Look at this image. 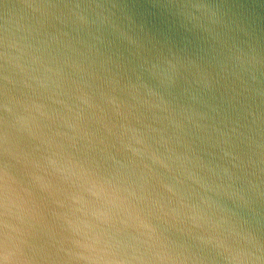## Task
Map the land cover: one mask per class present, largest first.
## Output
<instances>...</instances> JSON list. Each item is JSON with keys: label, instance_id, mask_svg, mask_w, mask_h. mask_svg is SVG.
I'll return each mask as SVG.
<instances>
[{"label": "clouds", "instance_id": "1", "mask_svg": "<svg viewBox=\"0 0 264 264\" xmlns=\"http://www.w3.org/2000/svg\"><path fill=\"white\" fill-rule=\"evenodd\" d=\"M34 0L0 33V264H264V0Z\"/></svg>", "mask_w": 264, "mask_h": 264}, {"label": "water", "instance_id": "2", "mask_svg": "<svg viewBox=\"0 0 264 264\" xmlns=\"http://www.w3.org/2000/svg\"><path fill=\"white\" fill-rule=\"evenodd\" d=\"M34 0H0V33L3 32L5 21L17 23L20 19L22 6L33 3ZM133 6L141 15L151 21L156 38L161 42L169 33L167 32V20L160 14L158 6L165 4L168 0H121ZM229 4L252 3L256 0H216Z\"/></svg>", "mask_w": 264, "mask_h": 264}]
</instances>
